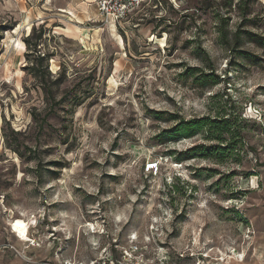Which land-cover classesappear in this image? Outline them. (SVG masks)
Wrapping results in <instances>:
<instances>
[{"label": "rangeland", "instance_id": "obj_1", "mask_svg": "<svg viewBox=\"0 0 264 264\" xmlns=\"http://www.w3.org/2000/svg\"><path fill=\"white\" fill-rule=\"evenodd\" d=\"M100 1L0 0V264H264V0Z\"/></svg>", "mask_w": 264, "mask_h": 264}, {"label": "trees", "instance_id": "obj_2", "mask_svg": "<svg viewBox=\"0 0 264 264\" xmlns=\"http://www.w3.org/2000/svg\"><path fill=\"white\" fill-rule=\"evenodd\" d=\"M32 31H34V29ZM248 36H249V40L252 43L258 45L259 47L264 48V37H262L260 35H256L254 33H248ZM28 38H29V36L26 39H24V44H26V45L29 43ZM41 38L42 37L40 35L37 37L38 40H41ZM36 46L37 45L35 43L34 47H36ZM242 54L250 56L247 58H254L255 57L254 55L253 56L248 55L247 53H244V52ZM44 61H45V56L38 57V59L35 63V66L38 67V64L40 63V65L42 67ZM32 71H33V76L39 81L41 89L43 90V92L47 96V98L54 100L52 88L56 83L52 84L53 86L51 88L50 81H47L49 76H51L49 71L47 70V67L44 66L42 72L41 71L36 72V70L34 69V65H33ZM209 76L210 75H206V77H209ZM173 120L175 121V124L168 131L171 133L173 132V134H172L173 136L178 135V134L190 135L198 129H205V133L207 135L206 139L210 140V141H216L217 142V144L211 145V146H207V145L195 146V147L191 148L185 154H188L189 152H197L200 150H206V151H210V152L212 151V152H214V154H224L226 152L227 148L229 147L228 145H230L229 141H231L232 139L234 140V136H233L234 133L232 131V125H231L229 119L225 117V115L220 116L219 114H216L213 117L206 116V117H203L200 119H191V120H184L182 118L181 119L173 118ZM235 137H240V136L236 135Z\"/></svg>", "mask_w": 264, "mask_h": 264}, {"label": "built area", "instance_id": "obj_3", "mask_svg": "<svg viewBox=\"0 0 264 264\" xmlns=\"http://www.w3.org/2000/svg\"><path fill=\"white\" fill-rule=\"evenodd\" d=\"M139 3L140 0H121L120 3H116L115 0H101L99 3V10L109 18L112 17L114 20H121L129 14L131 9L138 6ZM153 168L156 169L155 164H149V167H147L148 170H152ZM130 240H132L130 244L134 248L133 251L129 252L123 250L122 257H120L118 262L120 264H143L140 258L134 255L137 250L133 242L134 239Z\"/></svg>", "mask_w": 264, "mask_h": 264}, {"label": "bare ground", "instance_id": "obj_4", "mask_svg": "<svg viewBox=\"0 0 264 264\" xmlns=\"http://www.w3.org/2000/svg\"><path fill=\"white\" fill-rule=\"evenodd\" d=\"M48 2V1H47ZM67 11V10H66ZM69 12V11H68ZM71 14V12H70ZM72 15V14H71ZM69 19V18H68ZM70 20V19H69ZM112 23V22H109ZM30 29V27H28ZM138 68V67H137ZM27 223L21 219H14L11 224V232L15 234V238L18 241H25L27 240L28 236V229H27ZM243 255H239L236 259L233 257H229L230 260H235L236 262H243Z\"/></svg>", "mask_w": 264, "mask_h": 264}, {"label": "crops", "instance_id": "obj_5", "mask_svg": "<svg viewBox=\"0 0 264 264\" xmlns=\"http://www.w3.org/2000/svg\"><path fill=\"white\" fill-rule=\"evenodd\" d=\"M112 24V23H111Z\"/></svg>", "mask_w": 264, "mask_h": 264}]
</instances>
